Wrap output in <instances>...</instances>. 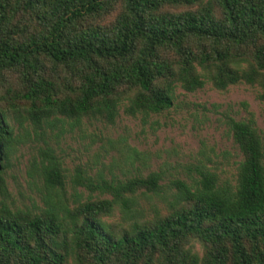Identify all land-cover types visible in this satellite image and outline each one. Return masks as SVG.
Segmentation results:
<instances>
[{
	"label": "trees",
	"instance_id": "trees-1",
	"mask_svg": "<svg viewBox=\"0 0 264 264\" xmlns=\"http://www.w3.org/2000/svg\"><path fill=\"white\" fill-rule=\"evenodd\" d=\"M207 83L254 86L264 102V0H0V264H264V133L251 111L226 115L242 157L233 182L202 161L166 182L162 169L68 173L45 140L119 110L160 113L177 88ZM34 137L39 203L19 207L7 180Z\"/></svg>",
	"mask_w": 264,
	"mask_h": 264
},
{
	"label": "rangeland",
	"instance_id": "rangeland-1",
	"mask_svg": "<svg viewBox=\"0 0 264 264\" xmlns=\"http://www.w3.org/2000/svg\"><path fill=\"white\" fill-rule=\"evenodd\" d=\"M257 91L243 83L223 91L209 83L193 92L177 88L171 107L160 113L130 116L119 110L113 124L83 119L72 128L65 125L60 134L48 130L45 140L68 173L78 164L90 174L97 169L105 174L111 170L121 178L162 169L166 182L171 176L186 179V167L202 161L220 181L233 182L242 157L227 132L226 115L240 119L251 111L257 129L264 133V102L258 100ZM43 147L42 139L34 137L24 141L15 154L7 182L10 201L16 206L39 203L37 186L29 182L26 170L30 156ZM141 203L145 205L143 199ZM118 219L116 212L111 221Z\"/></svg>",
	"mask_w": 264,
	"mask_h": 264
}]
</instances>
